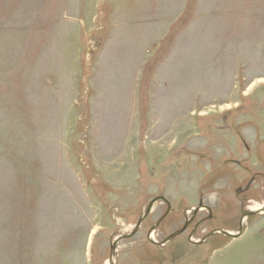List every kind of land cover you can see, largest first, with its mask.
<instances>
[{
  "label": "rangeland",
  "instance_id": "obj_1",
  "mask_svg": "<svg viewBox=\"0 0 264 264\" xmlns=\"http://www.w3.org/2000/svg\"><path fill=\"white\" fill-rule=\"evenodd\" d=\"M254 203L264 0H0V264H264Z\"/></svg>",
  "mask_w": 264,
  "mask_h": 264
},
{
  "label": "water",
  "instance_id": "obj_2",
  "mask_svg": "<svg viewBox=\"0 0 264 264\" xmlns=\"http://www.w3.org/2000/svg\"><path fill=\"white\" fill-rule=\"evenodd\" d=\"M156 201H164V202H166L165 199L162 198V197H159V198H156V199L152 200V201L149 203L147 209L145 210V212H144L142 218L137 222V224H136V226H135V229H134L131 233H129V234H127V235H124V236H121V237H119L118 239H116L115 243H114L113 246L110 248V251H111V252L114 251L115 246H116V243H117L118 241H120V240H122V239H125V238H128V237L134 235V233H135L136 230L138 229L139 225L141 224L142 219H143L144 217H146V216L149 214L150 209H151V206H152ZM263 213H264V211H263ZM257 214H262V212H258V211H254V212H252V211H249V212H246L245 214H243L242 218L248 217V216H250V215H257ZM153 229H154V228H152V229L150 230V232H152ZM182 231H183V230H180V231H178V232L173 233L172 235H170V236L168 237L167 241L170 240V239H172L173 237H175V236L181 234ZM150 232H149V233H150ZM222 233L225 234V235H228V236H232L233 238H237V237H239V236L241 235V230H240V232H238L236 235H232V234H230V233H228V232H225V231H222ZM149 239H150V238H149ZM150 241H151V242H154V241H152V240H150ZM111 264H113V263H111Z\"/></svg>",
  "mask_w": 264,
  "mask_h": 264
},
{
  "label": "flooded vegetation",
  "instance_id": "obj_3",
  "mask_svg": "<svg viewBox=\"0 0 264 264\" xmlns=\"http://www.w3.org/2000/svg\"><path fill=\"white\" fill-rule=\"evenodd\" d=\"M165 206H166V211L168 210V207H169V209H170V205H169V203H168V204L165 203ZM168 212H169V210H168ZM163 216H164V215H163ZM163 216H162L161 218H163ZM160 222H161V221H160ZM160 222H159V224H160ZM187 222H188V221H185V222L183 223V225H181V228L178 229V231L181 230V229L184 227V225H185L186 228L183 230V232H185V231L187 230V228H188V226L186 225ZM157 224H158V223H157ZM159 224H158V225H159ZM195 230H196V228H195ZM195 230H193V231H195ZM176 231H177V230H176ZM176 231H175V232H176ZM183 232H182V233H183ZM190 232H191V231H190ZM212 232H214V231H212ZM173 233H174V232H173ZM211 234H212V233H211ZM213 234H215V233H213ZM170 235H171V234H169L168 236H170ZM168 236H166V237L163 239V241L161 242V244L158 243V244H156L157 246H156V245H154V246H155V247H168V246H167L168 243H171L172 240H174L175 238L178 237V236H177V237H174V238H172L170 241L166 242ZM179 236H180V235H179ZM206 236H208V234H206L204 237H206ZM225 237H227V236H225ZM228 238H229V237H228ZM163 242H164V243H163ZM162 243H163V244H162ZM165 244H166V245H165ZM193 244H196V243H193Z\"/></svg>",
  "mask_w": 264,
  "mask_h": 264
},
{
  "label": "bare ground",
  "instance_id": "obj_4",
  "mask_svg": "<svg viewBox=\"0 0 264 264\" xmlns=\"http://www.w3.org/2000/svg\"><path fill=\"white\" fill-rule=\"evenodd\" d=\"M250 211H258V212H262L264 211V206L260 205L259 203H254L250 208ZM151 239V238H150ZM114 263V258H111L109 260V264Z\"/></svg>",
  "mask_w": 264,
  "mask_h": 264
}]
</instances>
